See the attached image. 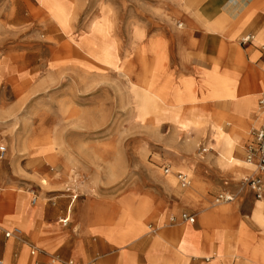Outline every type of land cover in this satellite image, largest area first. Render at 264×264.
Wrapping results in <instances>:
<instances>
[{"label":"crops","instance_id":"1","mask_svg":"<svg viewBox=\"0 0 264 264\" xmlns=\"http://www.w3.org/2000/svg\"><path fill=\"white\" fill-rule=\"evenodd\" d=\"M203 1L169 0L166 3V0H159L160 9L152 10L166 12L163 7L166 4V10L170 12L168 20L159 21L156 25L154 20H149V27L136 23L141 31L138 43L150 65V79L154 83L157 76H163L166 84L170 78L173 84L190 79L203 84L202 80L210 75L213 82L216 80L215 75L218 79L219 76H225L230 79V89L236 91L237 97L257 95L258 107L259 100L264 102V48L258 49L250 43L247 48L236 49L235 41H228V38L237 30L238 24L226 23L222 32L214 22L224 16L232 19L246 10L251 13V19L239 34L244 31L264 33V0H231L224 5L221 0ZM152 3L156 2L148 0V4ZM180 11L183 18L188 17L186 23L181 17L174 16ZM176 20L182 23L184 32L171 26L170 22ZM150 26L156 29L148 37ZM152 38L160 42L165 50L164 71L161 73L155 72L157 56L151 53L148 46ZM238 58L240 63L237 62ZM213 82L211 89L206 85L196 88L198 105L181 107L193 106L196 112L207 113L196 117L197 122L205 126L197 132H191L190 141L182 144L170 143L174 139L171 130L161 140L162 148L155 152L157 160L152 164L144 163L137 150L99 159L92 157L94 153L89 150H74L64 153L68 157L58 158L57 174H40L38 167L44 162H38L35 158H21L17 163L13 153H5L0 160V202L5 201L0 204V263L228 264L220 255L212 259L194 255V249L202 254H219L222 248H217L218 242L199 241L198 236L208 232L211 237L222 225H227V244L232 253L229 264H264V175L261 176L263 194L256 200L244 182L255 176L254 167L230 168L218 162L211 129L212 119L221 113L230 119L235 118V115L227 114V108L221 105V101L215 100ZM174 101L176 105L180 104L176 99ZM154 108L162 115L159 123L171 126L167 105L156 98ZM255 114L260 123L257 109ZM252 121L247 118L239 121L250 132L249 135L253 130ZM250 138L247 136L242 144ZM246 149L239 147L233 155L243 161ZM160 167L162 171L168 168V173L164 175L169 172L176 178L177 175H183L189 183L197 184L200 189L188 191L196 200L189 199L188 193L171 188L165 178L159 175ZM178 167L190 172L192 179L182 172H171V168ZM67 172H75L78 178L67 183ZM42 181L46 185H41ZM68 187H75V193L79 196L69 194L66 191ZM114 187L119 189L112 191ZM127 189H135L139 198L150 204L149 213L142 221L146 230H141L139 226L128 227L126 222L122 227H116L117 231L113 232L116 236L112 241L113 234L109 238L103 235L109 229L107 218L112 216L114 209L120 214L119 209H122L123 204L130 202V192L125 193ZM219 194L234 198L229 203L230 209L223 213L212 212L213 223L204 227L200 223V215L212 211L211 201ZM175 213H179L178 216L193 215L195 221L187 224L179 219L176 225L178 216ZM83 215L85 221L101 219L90 227L85 223L83 228ZM154 218L155 223L148 224ZM257 219L263 225H259ZM239 223L246 227L243 237L246 247L242 248L237 246L235 240ZM150 229L153 231L150 232ZM13 230H17L18 234L11 238L4 237V232ZM191 234H195V246L191 245ZM177 237L179 239L174 244Z\"/></svg>","mask_w":264,"mask_h":264},{"label":"rangeland","instance_id":"2","mask_svg":"<svg viewBox=\"0 0 264 264\" xmlns=\"http://www.w3.org/2000/svg\"><path fill=\"white\" fill-rule=\"evenodd\" d=\"M48 1L50 4L60 6L62 9L70 8V16L76 18V21L73 24V30L69 34H65L60 30L57 22L49 15L47 8L44 6ZM154 1L156 3L148 4V0H0V147L5 148L6 155L13 153L17 163L21 158L27 160L35 158L38 162H44L45 165L40 163L41 165L38 167V173L40 174H57L56 162H58V158L68 157L64 153L74 150L80 152L89 150L94 153L92 157L98 159L102 157L111 158L116 156L113 155L115 153L128 154L132 150H137L144 163L152 164V162L157 160L155 152H159L162 148L161 140L168 136L171 130L174 143L182 144L190 141L191 132H197L205 126L204 124H199L196 117L207 113L196 112V107L193 106L188 108L181 107L199 104V100L195 96V90L205 85L211 89L212 75L204 81L202 80L203 84H198L197 81L195 82L192 79L182 80V82L180 80L179 83L173 84L171 78L166 84L163 76H157L153 83L149 74L148 86L142 77L138 78V83L141 82V85H145L148 91L145 92L138 87L132 93L135 95L129 98L127 89L121 88L118 90L117 85H120V80H118L116 73L108 70V73L104 74L101 73L100 69L94 68L86 76L87 79L83 77L81 79L76 76L79 72L77 64L88 62L86 56L73 47H70L69 52L59 50L67 43L77 42L79 36L84 35L88 39L89 48H91L89 52L92 50H95V52L106 50L112 57L116 56V58L121 60L126 55L133 58V49H130L132 48L133 36L137 35L135 40L138 37L137 40H139L141 35V31L136 25L139 23L149 27V20H154V25H156L159 24V21H165L163 19L165 15L169 17L170 12L166 10V4L163 6L166 12L152 10V8L160 9L159 0ZM168 1L166 0V3ZM191 1L194 2L196 0H190L189 2ZM206 1L204 0L203 2ZM228 1L231 0H221L222 5ZM102 8L107 9L110 15H108L109 20L105 24L99 19ZM32 10L41 12L43 19L39 20V18L32 16ZM193 13L196 12L193 11ZM243 13L249 17L250 21L251 13L246 10ZM161 16L163 17L160 18ZM174 16L181 17L185 23L188 20V17L184 16L183 18L181 16V11L176 12ZM220 21L223 27L226 23L233 22V24H236V20H232L227 16L222 17ZM110 23L111 25H109ZM170 24L179 32H184L182 26H180L182 23L178 20L172 21ZM246 25L238 27L236 37L232 40L235 41L234 47L238 50L244 48V46L247 48L248 44L243 45L241 40L247 35H252L251 44H254L258 49L264 48V33L256 34L244 31L239 34ZM95 29H100V32ZM150 29L148 37L156 28L150 26ZM261 34L263 36L259 42L257 41V35ZM137 40L136 42H138ZM154 41L156 47L161 46L163 49L162 60L156 58L154 62L155 72L161 73L164 71L165 50L160 42L157 43L155 39ZM127 42L129 44H126ZM120 46L124 48L121 49ZM151 53H154L152 49ZM55 56L56 60L53 58ZM145 62L146 70L149 73L151 72L149 71L150 65L146 56ZM237 62L240 63V58L237 59ZM109 71L112 73H109ZM238 71L241 72L242 69H238ZM152 77L154 78V76ZM214 77L216 78L213 82L215 100L221 101V105L227 108V114L229 112L235 115V118L230 119L227 115L221 113L219 117H213L212 119L211 129L214 132L213 140L217 147L218 162L222 166L238 167V164L229 163L228 156L224 153V149L227 148L224 143L230 131L235 129L234 132L236 133H246L248 137L251 136L250 140L245 144H242L244 141L241 143L240 148L244 150L249 146L252 140V135H249L250 132L241 125L236 128L234 126L243 117L239 104L245 101L244 98L250 99L248 100L250 106L247 113H243L244 117H249L248 119L250 120L255 119L257 114H255V111L257 109L262 120L263 116L259 108L256 107L258 97L257 95L237 97L236 91L231 89L234 94L233 98H220L219 89L222 87L225 90L227 88L230 89L229 83L231 81L225 76H219V79L217 75ZM16 86L19 91L17 94H12L14 92L13 88L16 89ZM144 93H148L147 96L144 97ZM156 98L162 104L167 105L171 126L163 122L159 123L162 115L154 108ZM174 99L179 101L180 104L176 105ZM211 99L214 98L211 97ZM3 110L8 111L9 115L3 114ZM143 114L150 120L145 123L141 122L140 117ZM190 123L195 125L194 128ZM260 123H258V126ZM150 124L153 127H157V129L147 130ZM44 128L50 130L48 139L41 137L43 134L42 129ZM257 128L252 126L253 130ZM176 135L180 137L175 138L177 137ZM15 136L19 137L23 144H26L25 149L21 153L22 156L19 157L16 156L17 153L14 151L12 143ZM230 146L231 154L236 159L233 152L239 147H237L236 143H232ZM242 160L244 162V159ZM245 168L249 167L245 166ZM250 169H253V166ZM177 171L186 174L188 178L192 179V174L187 170L181 167L175 170L171 168V172ZM67 174V183L78 178L75 176V172H67ZM171 174L169 172V175ZM159 175L161 177L166 176L163 174L161 167ZM172 176L175 183L174 189L177 191L188 190L194 185L190 182L187 188L181 189L175 175ZM75 189V187H68L66 191L72 196L78 197L79 195L75 193ZM117 189L119 188L114 187L112 191ZM20 192L22 193V191ZM129 192L131 194L130 202L126 203V201L123 204L122 209H119L120 214L117 209H114L112 216L107 218L109 229L107 234H103L106 238L111 237V234L117 231L116 227L118 225L122 227L126 222L128 227L139 226L141 230H146L142 221L149 213L150 204L142 201L136 194L137 191L135 189H127L125 191V193ZM219 196L230 195L219 194ZM219 196L212 199V206L217 204L215 202ZM230 197L233 201L234 198ZM4 202L3 200L0 204ZM219 203L218 205L230 209V202L220 200ZM100 219L93 218V220L85 221L83 215V228L85 223L86 226L90 227L93 222L96 220L100 221ZM179 219L180 216L176 225L179 224ZM257 220L259 225H263L259 219ZM155 221L156 218L152 219L148 224L155 223ZM59 225L61 226V224ZM151 231L153 230L150 229ZM245 231L246 227L239 223L235 237L239 248L246 247V241L243 239ZM217 232L226 235L227 238L224 243L222 235L219 234L218 237ZM217 232H214L215 234L211 236V243L218 242L217 248L221 246L219 248L226 249L231 258L232 253L227 244L229 239L227 225H222ZM195 234L190 235L192 238L191 245L193 246H195ZM115 236L113 234L111 237L112 241ZM178 239L179 237L173 241L174 244L177 243ZM34 255H36V251ZM66 263L68 264V262ZM227 263L229 264V260ZM2 264L5 263L2 262Z\"/></svg>","mask_w":264,"mask_h":264},{"label":"bare ground","instance_id":"3","mask_svg":"<svg viewBox=\"0 0 264 264\" xmlns=\"http://www.w3.org/2000/svg\"><path fill=\"white\" fill-rule=\"evenodd\" d=\"M189 1L190 0H188V2ZM44 6L47 8V11H48L49 15L51 16V18L54 19L57 22L60 30H62L65 34H69L70 31L73 30L72 27H73L74 22L76 21V18H72L70 16L71 15L70 14V8L62 9L60 6H57V5H54V4H50L49 1L46 2V4H44ZM41 14H42L41 12L32 10V16H34L36 18H39V20L43 19ZM108 15H109V13H108L107 9L102 8L101 13L99 14V19L105 24L109 20V16L110 15L109 16ZM162 17L163 16H161L160 18H162ZM163 19H165V21H166V20H168V17L165 15V18H163ZM232 20H236L235 22H236V24H238V27L239 26L241 27L243 25H246L249 22V17H247L246 14L241 13L240 15H234ZM110 22H111V20H110ZM109 25H111V23ZM214 25L220 31L222 30V32L225 30V28L223 27V25H222L220 20L215 21ZM238 27H237V30L234 33H232V35L228 38V40H230V41L234 40V38L236 37V32L238 31ZM95 30H97V32H100V29H95ZM138 35H139V33H138ZM262 36H263V34L257 35V41L260 42L262 40ZM136 37H137V35L135 37L133 36V39H132L133 42L131 44L132 48H130V49H133L132 50L133 51L132 55H134V57L130 58V57H128V55H126L122 60L119 59V58H116V56L112 57V55L109 54L106 50H99V51H96V52H95V50H92L91 52H89V49H91V48H89L90 45H89V43L87 41L88 39L84 35L79 36V40L77 42L72 41L70 43H67L61 49L59 48V50H64V51L69 52L70 51V47H73V48L77 49L78 51H80L82 54H84L86 56V58L88 59V62H83L82 64H77L78 65L77 68H78L79 72L76 74V76H78L81 79H82V77L84 79H87L86 76L89 75L90 74V70H94V68L95 69H100L101 73H104V74L108 73V70H111L112 72L116 73L117 77H118V80H120V85L119 84L117 85L118 90H120L121 88L127 89L129 91L127 96L129 98H131V97H133V95H135V94H132V93H134L135 89L136 88L138 89V87L143 89L145 92L148 91L147 90L148 88L145 87V85H141L140 84L141 82L138 83V78L142 77V79L145 80L147 86H148V83H149L148 82L149 73L146 70V62H145L144 52L142 51V46L139 45L138 42H136V40L139 37L135 40ZM154 43H155L154 39H151L148 42L149 49H150V51H151V49L153 50V52H154L153 54L157 56L158 60H162V58H163V55H162L163 49H162L161 46L156 47ZM53 58H55V60H56V56L53 57ZM111 71H109V73ZM180 82H182V80ZM17 88H18L17 86H16V89L13 88L14 92L12 94H17V92L19 91ZM215 90H217V89L215 88ZM231 91H232L231 89L227 88L225 90V88L222 87V88L219 89V92H218L219 93V97L220 98H222V97L223 98H233L234 94L232 93L233 91L232 92ZM147 94L148 93H144V97L147 96ZM244 100L245 101L243 103L241 102V104H239L240 105V112L243 115V117L240 118V120H239L240 122H241L242 119H246L247 118V117L246 118L244 117V114L247 113L248 108L250 106V102L248 101L250 99L244 98ZM3 107H5V106H3ZM3 114L7 115L8 111H4L3 110ZM258 114H259V112H258ZM258 118L259 117H257V118L255 117V119H253L252 126L259 127L258 126V123H259ZM260 118H261V115H260ZM140 119H141V122H144V123L147 122L148 120H150V119H147L145 117V114H143V116H141ZM189 121H192V120H189ZM218 121H219V119H218ZM239 121L236 123V126H234V128H236L238 125H240ZM190 124H189V126H190ZM191 125L194 128L195 125L193 123ZM150 129H152V130L153 129H157V127H153V125L150 124V127H148L147 130H150ZM42 131H43V134L41 135V137L45 138V139H48V135H49L48 133L50 132V130L44 128V129H42ZM234 131H235V129L231 130L230 133L226 137L227 139L225 140L224 144H225V146L227 148L224 149V151H225L224 153L227 154L228 161H229L230 164H238L239 167L247 166V167L250 168L252 165L247 164V163H245L243 161H239V160L235 159L232 156V154H231V146L230 145L232 143H236L237 147H240L242 145L241 143L247 137L246 133L242 134V133H239V132L236 133ZM176 136L177 137H175V138H179L180 137L179 135H176ZM12 141H13L12 143H13L14 151L17 153L16 156L17 157L22 156L21 153L25 149L26 144L25 143L23 144L21 142V139L19 137H17V136H15ZM170 143H174V140L172 139V141ZM32 146H34V145H32ZM226 167H229V166H226ZM173 169L175 170L177 168H173ZM164 178L168 182V184H169V186L171 188H175V183H174V179H173L172 174L171 175L168 174V175L164 176ZM41 184L45 185V182L42 181ZM191 189H195L196 190V189H200V188L197 186V184L194 183V185L190 189L184 190V191L181 190L180 192L188 193V191L191 190ZM187 196L192 201L196 200L195 196L192 193H188ZM215 203H217V204L212 206V211L211 212H204V213H202L200 215L201 216L200 217V223L203 226H206V225H209V224L213 223V215L211 214L212 212H215V211H218V212H221V213L226 212L227 208L222 206V205H218V204H220L219 201H216ZM223 204H226V203H223ZM216 205L219 206V207H217ZM178 214L175 213V215H177V216H178ZM217 233L222 235V240L224 242V240L227 238L226 235H224L221 232H217ZM198 237H199L198 238L199 241H203V242H206V243L208 241L211 242V237H210V234H208V232L206 234L203 233L201 236H198ZM198 240H197V242H198ZM199 254H200L201 257H205V259H212L214 257L217 258L219 255H220V257L222 259H225V262H227L228 259H230V255H228V252H227L226 249H222L219 254L211 253L209 255L208 254L199 253L197 250L194 249V255H199ZM200 256H197V258L200 257ZM211 264H215V263H211Z\"/></svg>","mask_w":264,"mask_h":264},{"label":"built area","instance_id":"4","mask_svg":"<svg viewBox=\"0 0 264 264\" xmlns=\"http://www.w3.org/2000/svg\"><path fill=\"white\" fill-rule=\"evenodd\" d=\"M252 36H245L241 43L243 45L250 44L252 41ZM258 108L263 116L261 123L257 129L252 130V140L250 145L246 149V155L244 158V162L247 164H250L254 167L255 170V176L252 178H247L244 182L245 184L250 188V190L253 192L254 197L256 200H259L262 197V180L261 176L264 175V102L262 100H259L258 102ZM5 148L0 147V160L4 156ZM163 173H168V168H163ZM177 180L179 185L182 188H185L189 185V181L187 178L183 175H177ZM223 201V202H231L232 198L230 196H219L216 201ZM180 220L183 223L193 224L195 221V218L191 215L181 214ZM173 220H171L172 223ZM18 234L17 230L13 231H7L4 232L5 238H11ZM34 254V251L31 252V255ZM1 264V263H0ZM68 264H73L69 262Z\"/></svg>","mask_w":264,"mask_h":264}]
</instances>
